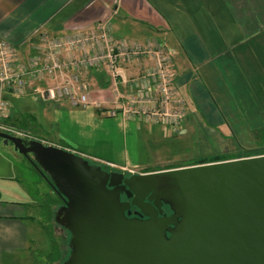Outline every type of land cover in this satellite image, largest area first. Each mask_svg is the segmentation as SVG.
<instances>
[{
	"label": "crops",
	"instance_id": "crops-1",
	"mask_svg": "<svg viewBox=\"0 0 264 264\" xmlns=\"http://www.w3.org/2000/svg\"><path fill=\"white\" fill-rule=\"evenodd\" d=\"M105 19L119 43L166 48L173 82L186 107L187 98L211 105L207 81L220 91L225 69L235 82L248 85L250 65H256L252 55H264V0H0V38L14 45L20 60L36 52L42 32L53 36L85 32ZM150 65L151 59L143 56L120 68L134 77ZM82 79L90 100L100 107L73 106L67 98L46 100L40 93L45 84L36 83L23 96L8 95L12 115H33L37 135L54 146L137 172L132 165H138L139 126L147 122L107 114L115 87L106 67L91 69ZM38 98L42 111L33 108ZM1 171L0 264H52L47 256L53 240L49 224L54 223L45 222L42 215L45 194L52 197V188L38 192L35 200L19 174Z\"/></svg>",
	"mask_w": 264,
	"mask_h": 264
},
{
	"label": "water",
	"instance_id": "water-1",
	"mask_svg": "<svg viewBox=\"0 0 264 264\" xmlns=\"http://www.w3.org/2000/svg\"><path fill=\"white\" fill-rule=\"evenodd\" d=\"M0 138L65 200L55 221L70 232L66 264H264V154L125 176L63 147ZM131 205L149 218H126Z\"/></svg>",
	"mask_w": 264,
	"mask_h": 264
},
{
	"label": "built area",
	"instance_id": "built-area-1",
	"mask_svg": "<svg viewBox=\"0 0 264 264\" xmlns=\"http://www.w3.org/2000/svg\"><path fill=\"white\" fill-rule=\"evenodd\" d=\"M35 49L33 55L20 60L14 45L0 38V132L53 145L44 137L7 122L11 115L8 95L23 96L31 85L44 83L40 93L46 100L67 98L73 106L100 107L98 101L90 100L82 76L101 67H106L115 87V98L106 111L109 116L122 114L129 119L164 123L175 132L180 130L186 102L177 92L170 73L171 57L161 44L119 43L111 35L110 20L105 19L85 32L61 36L42 32ZM143 56L151 59V65L138 76H126L120 65ZM79 155L107 168L134 173L111 161Z\"/></svg>",
	"mask_w": 264,
	"mask_h": 264
},
{
	"label": "rangeland",
	"instance_id": "rangeland-1",
	"mask_svg": "<svg viewBox=\"0 0 264 264\" xmlns=\"http://www.w3.org/2000/svg\"><path fill=\"white\" fill-rule=\"evenodd\" d=\"M252 62L258 66L250 65L248 85L242 86V83L235 82L225 69L221 75L220 91L213 90L209 79L207 81L208 92L213 97L211 105L197 104L187 98L189 102L185 120L178 132L164 123H141L135 155L138 165H132L133 168L137 172L144 169L155 171L200 160L213 162L214 159L209 155L216 153V159H225L244 155L249 157L264 152L259 149L263 145L260 140L264 138V55H252ZM240 79L243 80L242 77ZM41 99L35 100L33 108L43 110ZM33 127L32 124L30 132L37 135ZM90 162L101 164L92 160ZM101 166L106 167L104 164ZM1 169L6 170L7 174H19L26 180L35 200L38 192L51 190L39 168L27 156L16 152L12 143L5 144L2 138ZM49 227L55 237L51 241L47 258L52 264L59 258L57 264H66L71 254L70 232L59 223L52 226L49 224Z\"/></svg>",
	"mask_w": 264,
	"mask_h": 264
},
{
	"label": "trees",
	"instance_id": "trees-1",
	"mask_svg": "<svg viewBox=\"0 0 264 264\" xmlns=\"http://www.w3.org/2000/svg\"><path fill=\"white\" fill-rule=\"evenodd\" d=\"M33 118H34L33 115L32 116L31 115H22V116L21 115L20 116L16 115V116H13L12 112H11V115L7 118V122L10 123L11 125L18 126L20 128H23V129H26V130L30 131V127L33 124L32 123L33 122ZM140 121H142V120H140ZM260 141L263 142V145H261V147H259V149L260 150H262V149L264 150V138H262ZM261 154H264V152H260L258 154H254V155H261ZM217 155H218V153L212 154V155H209V156H211L214 159L213 161H220V160H227V159L235 158V157H231V158H225V159H216ZM244 156L246 157L248 155H244ZM211 157H209V158H211ZM205 158H203V159H205ZM200 161L201 162H197V163L191 162V163H188V164L169 166V167H165L163 169L172 168V167H179V166H186V165H193V164H198V163H206V162H211L212 160H205V161L200 160ZM147 171H149V170H146L144 172H147ZM54 195L55 196H53V194H52V197H51V195L49 193L45 194V203H44L43 208H42V215H44V219L46 218L45 222H48V221L51 220L54 224H58L55 221V214H56V211L62 205V201H61V198L58 197V195H56V193ZM53 238H54V235H53ZM59 259L56 261L57 263H58Z\"/></svg>",
	"mask_w": 264,
	"mask_h": 264
},
{
	"label": "flooded vegetation",
	"instance_id": "flooded-vegetation-1",
	"mask_svg": "<svg viewBox=\"0 0 264 264\" xmlns=\"http://www.w3.org/2000/svg\"><path fill=\"white\" fill-rule=\"evenodd\" d=\"M89 163L90 164H94V163H92L90 161H89ZM101 167L104 170H107V171H110V172L111 171H119L117 169H110V168L103 167V166H101ZM120 172H122V171H120ZM44 173L45 174H41V175L44 177L45 181L48 182L47 184L51 187L52 179L50 178V176L46 172H44ZM123 173H124L125 176H130L132 174V173H126V172H123ZM135 173H140V172H135ZM52 191H53V193H55L53 189H52ZM58 197H60V196L58 195ZM60 198H61V201H62V205L60 207H62V206L65 205V200L62 197H60ZM120 199L122 201H128V202H130L131 199H132V197H128L127 194L124 191H122L121 194H120ZM145 200H147V198ZM162 207L164 209V213L165 214H167V215L172 214V211L170 210L169 205L167 203H163ZM125 216L128 219L136 218V219L145 220V219H148L149 218L148 216H146L144 214H141L140 213V210L136 206H134V205H131L130 212H128V211L125 212ZM167 235L169 236L170 234L168 233Z\"/></svg>",
	"mask_w": 264,
	"mask_h": 264
}]
</instances>
